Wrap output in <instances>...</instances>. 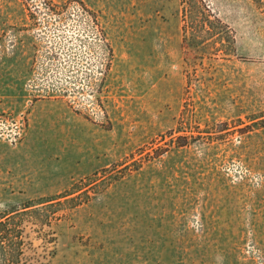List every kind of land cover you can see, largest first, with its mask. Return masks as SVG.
Returning <instances> with one entry per match:
<instances>
[{"label":"rangeland","instance_id":"1","mask_svg":"<svg viewBox=\"0 0 264 264\" xmlns=\"http://www.w3.org/2000/svg\"><path fill=\"white\" fill-rule=\"evenodd\" d=\"M0 222V264H264V0H0Z\"/></svg>","mask_w":264,"mask_h":264},{"label":"trees","instance_id":"2","mask_svg":"<svg viewBox=\"0 0 264 264\" xmlns=\"http://www.w3.org/2000/svg\"><path fill=\"white\" fill-rule=\"evenodd\" d=\"M1 223V222H0ZM0 243H2V242H0ZM2 245V244H1Z\"/></svg>","mask_w":264,"mask_h":264}]
</instances>
